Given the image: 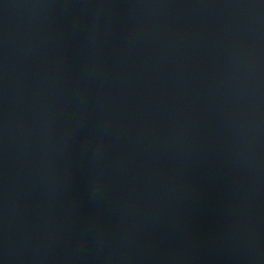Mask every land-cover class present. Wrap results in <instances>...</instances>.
Listing matches in <instances>:
<instances>
[{
  "label": "water",
  "instance_id": "95a60500",
  "mask_svg": "<svg viewBox=\"0 0 264 264\" xmlns=\"http://www.w3.org/2000/svg\"><path fill=\"white\" fill-rule=\"evenodd\" d=\"M0 264H264V0H0Z\"/></svg>",
  "mask_w": 264,
  "mask_h": 264
}]
</instances>
